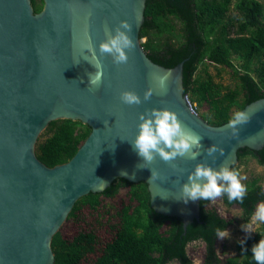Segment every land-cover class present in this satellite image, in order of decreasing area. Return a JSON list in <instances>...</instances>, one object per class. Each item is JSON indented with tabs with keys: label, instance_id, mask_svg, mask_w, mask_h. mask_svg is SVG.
<instances>
[{
	"label": "water",
	"instance_id": "obj_1",
	"mask_svg": "<svg viewBox=\"0 0 264 264\" xmlns=\"http://www.w3.org/2000/svg\"><path fill=\"white\" fill-rule=\"evenodd\" d=\"M42 1L35 12L31 0H0V264H53V236L76 201L103 192L117 178L146 183L150 206L179 218L185 233L199 220L204 201L181 199L188 173L199 162L232 169L240 148L262 149L264 97L240 110L250 121L233 136L228 122L212 125L192 107L184 93L183 61L169 68L146 54L139 33L147 0ZM121 20L131 25L135 47L126 50V64L100 57L103 82L91 87L89 74L97 70L88 61V46L99 56L105 29L114 34ZM148 88L153 95L144 101ZM125 90L139 95L141 103H122ZM153 108L175 112L182 126L201 137L200 147L192 149L199 153L195 160L165 163L157 156L143 163L131 141L139 114ZM58 119L79 120L91 131L70 160L50 167L35 148L40 134ZM212 145L224 154L207 156ZM151 169L158 177L153 181Z\"/></svg>",
	"mask_w": 264,
	"mask_h": 264
},
{
	"label": "trees",
	"instance_id": "obj_2",
	"mask_svg": "<svg viewBox=\"0 0 264 264\" xmlns=\"http://www.w3.org/2000/svg\"><path fill=\"white\" fill-rule=\"evenodd\" d=\"M42 1V0H41ZM233 0H147L144 23L139 37H146L142 46L148 57L165 67L183 61L184 93L191 105H207L200 116L212 125H222L247 104L264 97V5L259 0H237L234 4L239 17H231ZM35 12L42 4L31 0ZM237 21V23H235ZM205 61L230 69L235 86L216 82L199 66ZM204 73V75H202ZM193 107V105H192ZM194 108V107H193ZM195 109V108H194ZM91 129L79 120L51 121L40 134L35 152L40 161L53 167L70 160ZM238 160L250 155L264 166V147L260 150L240 148ZM232 169H237L235 165ZM129 187V202L116 212L117 222L110 225L113 237L98 247L99 238L93 227L80 229L71 238L58 231L52 239L53 264H83L94 255L91 264H191L187 245L202 241L205 264H256L251 248L264 239V224L259 233L244 236L237 243V256L220 258L216 250L217 229H228L234 223L201 201L200 218L189 224L184 233L179 218L157 213L150 206L147 184L117 178L100 193H88L79 198L67 219L80 215L86 206L98 211L101 197H113L121 187ZM243 202H229L242 210V221L248 223L259 203H264V190L258 178L247 186ZM243 241V243H241Z\"/></svg>",
	"mask_w": 264,
	"mask_h": 264
},
{
	"label": "clouds",
	"instance_id": "obj_3",
	"mask_svg": "<svg viewBox=\"0 0 264 264\" xmlns=\"http://www.w3.org/2000/svg\"><path fill=\"white\" fill-rule=\"evenodd\" d=\"M131 30V25L124 20H121L119 26L114 29V34L106 28L107 39L98 45L99 56L96 54V49L89 44L88 51L92 55L90 60H85L93 64L97 70L94 74H89L91 87L98 89L103 82L104 71L100 57L105 54L110 55L113 63L118 65L128 62L129 57L126 50L135 47L129 35ZM166 79V76L160 78L159 82L162 88ZM152 95L153 90L151 88L146 89L143 93L144 101L149 100ZM119 99L127 105H139L141 103L140 96L129 90L122 91ZM138 118L140 120L138 133L131 143L137 154L143 158V163L151 164L157 156L165 163H171L178 157L195 160L199 155L192 149L200 147L201 137L182 126L175 112L168 109L153 108L146 113L139 114ZM249 121L250 116L247 113L237 111L229 119L227 126L232 130L233 136H236L239 134V128ZM206 152L207 156L213 157V159H215V153L224 154L223 149H219L215 145L207 148ZM157 178L156 172L151 169L150 181ZM245 179L246 177L241 176L239 170L231 169L225 164H221L217 170L207 163L199 162L195 164L193 171L188 173V182L181 186V199L185 202L198 199L214 201L226 194L229 202H243L248 191L247 186L242 183ZM256 224H264V203L256 206L250 223L241 227L246 233H251L252 226ZM229 235L226 229H217V238L226 239ZM251 253L256 264H264V239H260L258 243L252 246Z\"/></svg>",
	"mask_w": 264,
	"mask_h": 264
},
{
	"label": "rangeland",
	"instance_id": "obj_4",
	"mask_svg": "<svg viewBox=\"0 0 264 264\" xmlns=\"http://www.w3.org/2000/svg\"><path fill=\"white\" fill-rule=\"evenodd\" d=\"M237 0H233L229 15L231 17H239L238 11L235 9L234 4ZM264 5V0H259ZM38 4H42L43 1L36 0ZM237 23V21H235ZM146 37L141 39L144 43ZM206 69L209 74H211L216 82L222 83L224 85H229L231 87L235 86V81L231 78L230 69L214 64L209 61H205L199 66L198 71L202 72ZM204 75V73H202ZM198 114H203L207 111V105H197L196 102L192 103ZM238 170L241 176L246 177L242 181L246 186L253 178H258L260 184L264 190V166L259 164L257 159L248 155L244 157L241 162L238 161ZM129 187H121L117 194L113 197H101V206H99L98 211H93L90 208L84 206L81 209L80 215L77 218L71 217L67 219L63 225L60 227L59 231L63 237L71 238L80 229H88L93 227L96 230V234L99 238L98 247L101 248L103 244L109 241L113 235L114 231L110 228V225L117 222L116 212L120 209L123 204L129 202ZM260 204V203H259ZM210 206L214 207L218 213L226 219L234 220V223L228 227L229 237L226 239H219L216 244V250L220 258L237 256V243L247 235H254L259 233L261 224H256L252 226L251 233H246L241 226L248 223L242 221V210L239 206H226L222 203L221 199L218 198L210 202ZM187 254L190 257L191 264H205L204 254L205 245L202 241H193L187 245ZM94 255H89L88 258L83 262V264H91ZM169 264H180L178 261L174 260Z\"/></svg>",
	"mask_w": 264,
	"mask_h": 264
}]
</instances>
